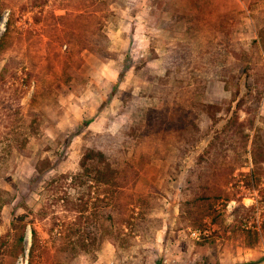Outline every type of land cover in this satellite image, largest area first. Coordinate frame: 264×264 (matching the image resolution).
<instances>
[{"label": "rangeland", "instance_id": "1", "mask_svg": "<svg viewBox=\"0 0 264 264\" xmlns=\"http://www.w3.org/2000/svg\"><path fill=\"white\" fill-rule=\"evenodd\" d=\"M220 1L243 18L233 37L243 58L218 56V79L202 93L191 70L166 59L187 41L185 17L196 0H0V264H264V163L256 175L250 155L230 148L219 161L235 171L222 185L227 198L215 207L218 221L208 217L196 229L180 212L187 172L231 119L248 117L247 102L238 108L247 98L239 75L246 70L264 85V0ZM184 86L191 89L182 94ZM149 109H169L168 118L183 109L195 120L182 142L189 149L184 159L159 130L154 136L164 156L150 159L147 144L131 160L140 176L130 189L150 193V216L163 226L113 243L107 237L95 243L92 235L86 248L65 250L70 229L89 225L53 203L48 184L77 173L98 136L131 126L126 139L135 143ZM256 125L264 131V96ZM67 190L74 200L82 197L81 188ZM45 205L49 214L36 216ZM60 236H67L64 243Z\"/></svg>", "mask_w": 264, "mask_h": 264}, {"label": "trees", "instance_id": "2", "mask_svg": "<svg viewBox=\"0 0 264 264\" xmlns=\"http://www.w3.org/2000/svg\"><path fill=\"white\" fill-rule=\"evenodd\" d=\"M222 7L220 0H196V9L185 17L187 41L178 48L172 49L166 58L168 63L179 71L191 70L192 77L195 78L193 84L198 85L197 89L199 84H203L200 90L202 93L209 80L218 79L216 62L218 56L231 54L236 59L243 58L233 41L234 34L243 29V18L239 14L223 10ZM102 38L108 37L102 36ZM94 41L95 44L100 42L99 39ZM7 72L6 66L1 77L5 78ZM244 75L247 80L245 84L247 98L240 101L238 108H241L245 102L248 103L247 119L240 121L238 116L231 119L223 130L217 132L205 153L185 175L180 207L181 217L196 229L206 227L208 217H213L215 222L218 221L219 216H215L217 212L215 207L221 200L227 198L222 185L226 183L224 181L226 176L235 171L234 168L225 169L219 161L221 157L227 156L226 153L230 148L234 149L239 157L247 158L250 155L256 175L261 172V164L264 163V145L261 143L264 131L256 125L264 96V85H261L260 78L256 81L251 80V75L246 70L239 75V79ZM186 89L191 87L184 86L182 94ZM162 90L171 93L169 88L165 87ZM169 115V109L163 112L149 109L145 124L141 126V133L135 143L126 139L131 133V126L126 127L118 136L107 134L94 138L95 145L85 151L80 162V170L72 175H61L48 184V189L54 191L51 201L55 204L62 202L68 212H78L80 224H83V219H87L89 225L82 229H70L67 236L71 241L65 250L74 252L78 244H84L82 247L86 248L88 246L86 241L92 235L95 236L92 237L95 243L106 237L113 243L117 240H136L138 236L143 238L146 234L161 229L162 220L150 216L151 208L155 204L154 198L150 193L143 194L130 189L140 176L131 160L147 144L150 145L148 147L151 152L150 159L153 156H164L158 148L162 143L156 145L159 136H154L159 130L165 133L164 141L168 139L171 144L180 146V159L187 156L189 149L183 148L182 142L190 137L191 128H195V120L188 121L183 109L176 118H168ZM260 181L258 179V182ZM64 186L67 189L81 188L82 197L74 200L67 189L61 191ZM48 207L50 208L49 205H45L37 212L38 214L36 213L37 215L33 211L32 214L46 217L49 214ZM101 226L106 227L105 231H102ZM32 232L33 254L37 239L35 227H32ZM66 237L60 236L56 241L64 243ZM75 237L77 239H73Z\"/></svg>", "mask_w": 264, "mask_h": 264}, {"label": "crops", "instance_id": "3", "mask_svg": "<svg viewBox=\"0 0 264 264\" xmlns=\"http://www.w3.org/2000/svg\"><path fill=\"white\" fill-rule=\"evenodd\" d=\"M227 262H229V261H220L221 264H229ZM231 262H232V264H236L238 261H231Z\"/></svg>", "mask_w": 264, "mask_h": 264}, {"label": "built area", "instance_id": "4", "mask_svg": "<svg viewBox=\"0 0 264 264\" xmlns=\"http://www.w3.org/2000/svg\"><path fill=\"white\" fill-rule=\"evenodd\" d=\"M198 235H199V232L197 231L192 232V236L197 237Z\"/></svg>", "mask_w": 264, "mask_h": 264}]
</instances>
